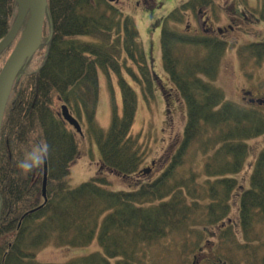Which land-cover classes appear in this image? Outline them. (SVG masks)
<instances>
[{
  "label": "trees",
  "instance_id": "obj_1",
  "mask_svg": "<svg viewBox=\"0 0 264 264\" xmlns=\"http://www.w3.org/2000/svg\"><path fill=\"white\" fill-rule=\"evenodd\" d=\"M211 2L189 0L164 21V65L186 103L188 120L178 150L151 178L164 162L150 174L141 172L145 150L131 134L137 92L122 70L127 68L132 79L143 84L147 99L159 80L150 69L134 19L107 0H48L42 45L19 74L2 127L0 264H44L37 261V255L48 244L86 246L96 238L103 252L62 264H146L149 249L172 231L185 234L196 220L224 224L230 201L241 187L237 175L250 157L248 142L264 133V113L228 101L224 91L213 84L226 49L224 41L171 29L172 23L183 20V11L211 7ZM259 2L264 14V0ZM18 11L17 0H0V41L10 31ZM178 46L205 50L204 57L201 61H195L198 55L179 57ZM248 48L254 55H263L264 43ZM11 51L12 46L0 56V72ZM127 59L138 66L142 78L129 68ZM100 71L107 76L116 73L122 92L120 109L109 82L113 105L108 131L96 124ZM58 98L79 119L87 120L103 164L132 179L135 189L113 191L112 182L101 175L71 187V167L80 153L79 141L56 111ZM36 146L47 150L46 200L42 193L44 163L27 174L18 166L26 151ZM194 146L205 159L206 179L202 183L192 170L189 177L178 172L186 166ZM241 190L240 226L246 247H222L236 242L233 222H227L216 237L221 253L236 248L243 251L244 258L252 259L257 239L252 235H257L258 225H264V152L255 163L250 186ZM201 199L207 202L204 206ZM114 259L115 263L111 262Z\"/></svg>",
  "mask_w": 264,
  "mask_h": 264
},
{
  "label": "rangeland",
  "instance_id": "obj_2",
  "mask_svg": "<svg viewBox=\"0 0 264 264\" xmlns=\"http://www.w3.org/2000/svg\"><path fill=\"white\" fill-rule=\"evenodd\" d=\"M188 1L114 0V3L111 2L125 16L134 19L150 69L156 73L159 80L153 84V94L147 99L142 91L143 84L133 80L128 74L127 68L122 70V75L137 92V115L131 134L133 137H137L144 147L146 161L143 167L153 166V161L164 162L161 167L159 166L160 168L156 169L151 178H155L159 174V171L168 161L167 157L178 150L188 120L186 103L165 69L162 47L165 19ZM211 3V7L205 6L198 10L183 11V20L180 23H172L171 29L191 35L217 37V39L224 41L226 49L221 53L220 70L217 72L213 84L224 91L228 101L264 113V105H257L256 102L258 99L264 98V52H261L263 55L260 53L254 55L248 48L255 43H264V14L260 2L259 0H212ZM200 12L203 14L201 15ZM210 26H212V30L207 32L206 29ZM18 37L19 34L16 39ZM82 40L91 41V39L83 37ZM14 45L16 43L13 44L12 49ZM178 53L179 57L187 55H195L194 57H196L198 55L199 57L195 61H201L205 50H197L192 46H178ZM120 61L123 65L125 57H122ZM127 65L137 73L138 77L142 78L138 66L132 60L127 59ZM99 75L100 97L96 124L108 131L112 123L113 105L109 82L114 87L113 94L120 109H122V92L119 76L116 73L111 72L110 76H107L103 71H100ZM64 104L60 98L56 99V111L60 115ZM80 123L84 135L78 134L69 125L77 135L80 151L71 169V187L76 188L92 177L101 175L106 176L112 182L110 188L113 191L135 189L136 186L132 179L122 177L103 164L98 142L90 131L87 120L83 119ZM248 143L250 157L247 159L242 172L237 175L241 187L234 193L230 201L231 210L225 218L224 224H207L196 220L190 223V228L185 234L172 231L169 236L160 239L149 249L146 264H237V262L241 264H264V225H258L256 228L257 235H252L257 236L253 242L255 257L252 259L244 258L243 251H236V248L233 251L225 250L221 253L220 239L218 240L216 237V234H220V230L226 227L229 219H232V224L235 225L232 228L236 234V242L224 244L222 247H246V238L240 226L241 188L250 186L255 163L264 152V133L251 139ZM196 147H193L191 156H188L186 166L180 168L178 172L180 171L182 175L189 177L190 170H192L198 175L197 181L202 183L206 179L203 172L205 159L196 153ZM206 203L201 199L202 206ZM202 217L207 221L209 220L206 214H203ZM96 252H103L97 238L86 246L66 245L59 247L48 244L38 253L37 261L44 264H62ZM111 262L115 263V259Z\"/></svg>",
  "mask_w": 264,
  "mask_h": 264
},
{
  "label": "water",
  "instance_id": "obj_3",
  "mask_svg": "<svg viewBox=\"0 0 264 264\" xmlns=\"http://www.w3.org/2000/svg\"><path fill=\"white\" fill-rule=\"evenodd\" d=\"M113 1V0H112ZM19 2V15L17 20L8 34V36L0 42V56L9 48L16 37L18 36L21 28L23 27L27 14L30 11L31 19L23 37L19 41L15 51L10 56L0 75V147H1V131L3 119L8 104V100L14 85V81L25 61L30 58L35 51L40 47L42 40V30L47 13V0H18ZM263 104L262 100L257 101ZM63 115L67 121L74 125L79 132L81 127L76 119L72 117L66 106L63 107ZM45 167V181H44V195L46 197L47 189V176H48V162L44 159ZM155 165V162H153ZM145 172H150L146 170Z\"/></svg>",
  "mask_w": 264,
  "mask_h": 264
},
{
  "label": "clouds",
  "instance_id": "obj_4",
  "mask_svg": "<svg viewBox=\"0 0 264 264\" xmlns=\"http://www.w3.org/2000/svg\"><path fill=\"white\" fill-rule=\"evenodd\" d=\"M47 154V150L43 146H36L26 151L24 159L20 161L19 167L25 174L31 172L34 168L39 167Z\"/></svg>",
  "mask_w": 264,
  "mask_h": 264
},
{
  "label": "flooded vegetation",
  "instance_id": "obj_5",
  "mask_svg": "<svg viewBox=\"0 0 264 264\" xmlns=\"http://www.w3.org/2000/svg\"><path fill=\"white\" fill-rule=\"evenodd\" d=\"M201 13V15L203 14L202 12H200Z\"/></svg>",
  "mask_w": 264,
  "mask_h": 264
}]
</instances>
